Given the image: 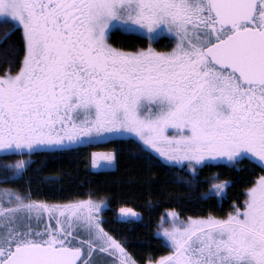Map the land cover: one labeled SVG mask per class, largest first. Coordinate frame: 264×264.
Wrapping results in <instances>:
<instances>
[{
    "label": "snow or ice",
    "instance_id": "6c2138e0",
    "mask_svg": "<svg viewBox=\"0 0 264 264\" xmlns=\"http://www.w3.org/2000/svg\"><path fill=\"white\" fill-rule=\"evenodd\" d=\"M22 43L0 52V182L19 180L23 157L110 136H133L152 159L198 182L200 172L242 159L262 172L223 215L161 217L169 250L139 261L104 225L110 207L86 199L48 202L30 189L0 187V264H264V0H0ZM114 29L147 47L110 43ZM167 37L175 43L158 50ZM15 70H12V69ZM95 167L113 151L93 152ZM201 199L223 200L231 181L211 175ZM119 207L117 220H142Z\"/></svg>",
    "mask_w": 264,
    "mask_h": 264
},
{
    "label": "trees",
    "instance_id": "16d2710c",
    "mask_svg": "<svg viewBox=\"0 0 264 264\" xmlns=\"http://www.w3.org/2000/svg\"><path fill=\"white\" fill-rule=\"evenodd\" d=\"M7 27L5 19H0V40H3ZM21 43V32L14 31L7 41L0 43V52L12 44L19 46ZM110 43L129 50L148 46L146 39L121 29L113 30ZM173 44L160 42L157 47L167 49ZM10 67L0 57V74ZM132 139L136 141V138ZM137 143L130 141L128 136H121L82 144L66 151H37L31 157H23L30 163L21 179L6 184L0 182L5 184L0 187L30 189L34 199L48 202L86 199L89 194L96 199H104L110 207L102 212L103 226L127 241L125 246L134 258L146 261L149 254L159 257L169 250L157 234L160 217L168 209H175L182 218L207 215L210 211L223 215L230 210L233 201L244 200L246 188L262 172L258 165L242 159L234 167L226 164L207 167L204 173L200 172L198 182L188 185L178 182L186 173L163 160L147 157L138 149ZM102 151L115 152L113 169H96L93 166L91 154ZM21 158L0 156V173L3 165ZM213 174L231 181L228 195L223 200L201 199L210 186L206 181ZM124 204L136 208L143 219L131 223L118 222L117 212Z\"/></svg>",
    "mask_w": 264,
    "mask_h": 264
},
{
    "label": "rangeland",
    "instance_id": "374dc122",
    "mask_svg": "<svg viewBox=\"0 0 264 264\" xmlns=\"http://www.w3.org/2000/svg\"><path fill=\"white\" fill-rule=\"evenodd\" d=\"M0 19H2V18H0ZM122 30V29H121ZM137 34V33H136ZM117 137H121V136H110V137H107V138H105V139H103V140H99V141H93V142H91V143H94V142H100V141H106V140H109V139H112V138H117ZM129 137V139H130V141H132V142H137V140L135 141V140H133L132 139V137L133 136H128ZM135 138V137H134ZM85 144H88V143H85ZM103 152V151H102ZM95 167V166H94ZM115 167V162H114V164L112 165V166H109V167H106V168H99V167H95L96 169H113ZM205 169L206 168H204L203 170H202V172L203 171H205ZM204 173V172H203ZM202 181H203V185L205 186L206 185V182H205V177H203V179H202ZM0 185H5V184H2V183H0ZM209 186V185H208ZM101 216H102V213H101ZM160 237H162V234L161 235H159ZM162 239H163V237H162Z\"/></svg>",
    "mask_w": 264,
    "mask_h": 264
},
{
    "label": "flooded vegetation",
    "instance_id": "af4514ba",
    "mask_svg": "<svg viewBox=\"0 0 264 264\" xmlns=\"http://www.w3.org/2000/svg\"><path fill=\"white\" fill-rule=\"evenodd\" d=\"M133 34H136V33H133ZM136 35H138L139 37H141L139 34H136ZM141 38H142V37H141ZM142 39H145V38H142ZM146 40H147V39H146ZM147 41H148V40H147ZM160 42H163L164 44H169L170 42H171V43H175L174 40L169 39V38L167 37V35H165V37L162 38L158 43H153V47H155V48L158 49L157 44H159ZM148 43H149V42H148ZM158 50H166V49H158Z\"/></svg>",
    "mask_w": 264,
    "mask_h": 264
},
{
    "label": "crops",
    "instance_id": "0c3cea01",
    "mask_svg": "<svg viewBox=\"0 0 264 264\" xmlns=\"http://www.w3.org/2000/svg\"><path fill=\"white\" fill-rule=\"evenodd\" d=\"M204 172V171H203Z\"/></svg>",
    "mask_w": 264,
    "mask_h": 264
}]
</instances>
